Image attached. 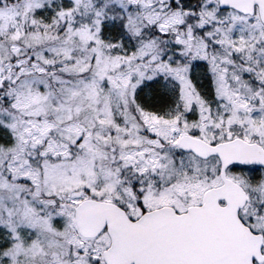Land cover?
<instances>
[{
  "label": "snow or ice",
  "instance_id": "snow-or-ice-1",
  "mask_svg": "<svg viewBox=\"0 0 264 264\" xmlns=\"http://www.w3.org/2000/svg\"><path fill=\"white\" fill-rule=\"evenodd\" d=\"M0 264H264V0H0Z\"/></svg>",
  "mask_w": 264,
  "mask_h": 264
}]
</instances>
